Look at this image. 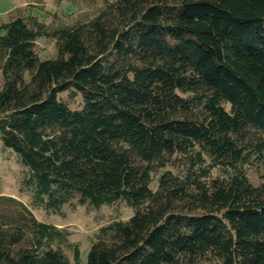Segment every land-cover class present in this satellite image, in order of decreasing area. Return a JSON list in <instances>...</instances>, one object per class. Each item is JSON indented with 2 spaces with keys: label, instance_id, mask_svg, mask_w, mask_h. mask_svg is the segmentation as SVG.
<instances>
[{
  "label": "trees",
  "instance_id": "1",
  "mask_svg": "<svg viewBox=\"0 0 264 264\" xmlns=\"http://www.w3.org/2000/svg\"><path fill=\"white\" fill-rule=\"evenodd\" d=\"M53 1L96 8L0 21V151L33 208L134 213L82 261L0 194V264H264V0Z\"/></svg>",
  "mask_w": 264,
  "mask_h": 264
},
{
  "label": "rangeland",
  "instance_id": "2",
  "mask_svg": "<svg viewBox=\"0 0 264 264\" xmlns=\"http://www.w3.org/2000/svg\"><path fill=\"white\" fill-rule=\"evenodd\" d=\"M26 7L32 13L42 17L46 22L51 19V14L66 16V20L84 19L90 16L96 7L87 6L84 3L70 4L66 1L55 3L53 0H0V21H5L13 9ZM36 50L41 59L55 55L54 42L46 38L36 40ZM20 166L15 158L6 151H0V194L18 198L26 203L35 217L42 222L50 223L59 227H66L70 231V241L79 244L82 261L86 260L88 246L93 234L97 229L112 219L120 216L121 219L130 217L134 210L126 206L116 209L101 207L87 209L84 206H63L58 214L48 213L42 208H33L30 205L29 196L26 192L19 191ZM252 182L257 183L256 174L249 172ZM72 259L71 253L66 252Z\"/></svg>",
  "mask_w": 264,
  "mask_h": 264
}]
</instances>
